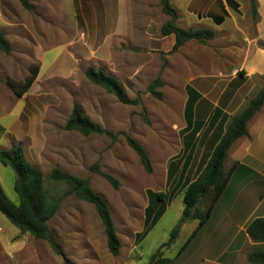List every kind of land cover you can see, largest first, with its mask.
Instances as JSON below:
<instances>
[{
  "label": "rangeland",
  "instance_id": "rangeland-1",
  "mask_svg": "<svg viewBox=\"0 0 264 264\" xmlns=\"http://www.w3.org/2000/svg\"><path fill=\"white\" fill-rule=\"evenodd\" d=\"M28 1L31 10L24 9L18 0H0V32L5 34L11 48L10 54L0 51V150L21 144L26 160L40 171L49 197L58 202L48 229L59 254L45 241L20 234L0 213V264H148L151 256L169 240L171 231L182 217L183 179L187 176L192 180L196 176L205 155L211 151L208 143L219 130L209 125L210 118L200 117L205 121L203 129L190 151L189 166L182 171L183 158L188 152L182 155L186 141L183 129L186 125L187 87L199 89L206 99L214 102L224 90L221 97L226 92L237 91L229 107L227 125L230 117L240 113L264 86V79L247 81L238 76L234 81H228V78L214 82L192 80L194 70H201L206 64L221 71L235 67L238 60L230 58L217 40L205 45L193 42L173 54L149 52L144 29L156 36L170 18L162 13L159 0H125L126 5L121 7L122 21L126 20L131 33L123 38H113L109 63L84 62L79 67L75 66L73 80L48 81L52 72L67 68L61 54L67 50L66 45H56L43 63L39 80L23 97L16 98L7 80L21 83L30 69L39 64L34 58V46L39 44L43 47L41 44L46 37L53 35L55 38L52 39L58 41L64 36L72 41L83 37L87 41L92 37V43L99 45L114 28L118 16L117 0H75L74 7L70 0ZM188 1L169 0L181 17H178L176 25L183 29L187 26L182 16ZM237 2L241 8L238 19L254 20L250 1ZM230 25L228 21L226 27ZM201 26L214 33L219 31L210 22L204 21ZM170 43L171 40L166 39L158 46L167 51L171 49ZM89 66L114 77L123 86L127 99L138 97L140 103L122 104L88 81L84 73ZM157 78L163 82L162 87L156 89L161 93V99L152 96L148 90ZM75 105L80 107L85 117L109 131L111 136H83L75 131H66L64 125ZM223 126L221 129L224 131ZM126 136L137 141L147 152L152 165L150 174L144 171L139 157L127 145ZM94 164H98L102 173L119 182L117 189L103 176L90 170ZM172 166L175 171L170 178ZM229 167L226 160L225 170ZM54 168L87 179L93 192L104 198L120 240L117 256L108 251L104 228L95 207L73 195H66L64 183L51 181L49 173ZM14 179L13 170L0 164V185L6 197L17 203ZM239 187V180L234 178L228 192L230 198ZM147 190L167 193L169 201L163 216L138 244L135 235L143 229ZM206 205L207 201L201 200L197 209L204 210ZM222 211L221 206H216L209 223L179 254L197 225L196 220L186 221L175 240L164 249L163 257L172 260V264H250L247 255L255 248L233 258L230 253L225 254L228 248L233 252L239 244L240 237L235 243L231 238L241 230L243 216L236 215L233 220L222 221ZM205 241L211 245L209 248L202 246ZM259 248L264 250V246Z\"/></svg>",
  "mask_w": 264,
  "mask_h": 264
},
{
  "label": "trees",
  "instance_id": "trees-1",
  "mask_svg": "<svg viewBox=\"0 0 264 264\" xmlns=\"http://www.w3.org/2000/svg\"><path fill=\"white\" fill-rule=\"evenodd\" d=\"M251 13L253 17L257 16L256 0H249ZM22 7L31 10L28 0H18ZM161 11L168 16L170 20L161 26L160 34L162 37L174 36V44L167 54H173L180 47L190 41L200 45H205L208 41L214 39V32L210 29H183L176 25L178 15L176 10L170 5L169 0H159ZM264 47V45H262ZM0 51L10 54L11 48L6 41L5 34L0 32ZM39 71V64L30 69L29 75L21 83H15L7 80V85L16 98H21L35 81ZM86 79L94 85L101 87L106 93L113 95L116 99L125 105H137L140 99L136 97L133 100L127 99L123 86L114 77L107 75L102 69H95L92 66L86 68L84 73ZM161 79H155L149 86V93L157 99H161V93L156 89L162 87ZM187 100L184 108L185 117V138L184 152H187L183 158L182 171L190 163V151L194 147L196 134L202 127V122L193 120V107L201 96L190 86L186 89ZM264 105V86L258 93L249 100L247 106L238 114L230 117L228 124L223 131L219 128L216 136L213 135L210 147V153L205 155L204 161L198 168L196 176L190 180L187 176L181 183L183 211L179 223L170 233L169 240L162 244L158 250L151 256L148 264H172V260L163 257V251L177 237L181 226L188 220H196L197 225L191 235L181 247L179 254L189 244L190 240L208 221L213 206L216 204L221 194L225 190L228 181L236 167L237 163L231 165L227 170L224 168L228 150L238 139L248 136L247 125ZM221 114L220 110H215V117ZM215 121L210 122L214 126ZM66 131H75L83 136L90 135H108L109 131L102 129L87 117H85L78 105L73 106L72 111L64 125ZM127 145L137 154L144 171L148 174L152 172V165L145 149L129 136L125 137ZM0 164L10 167L15 175L14 192L17 196V203L11 202L5 195L0 185V213L4 215L10 223L18 229L20 234H29L34 239L45 241L49 247L59 254L57 245L52 234L48 229V222L55 215L58 209V202L53 201L47 190L43 186V177L38 169L32 166L25 158L21 144L12 146L8 150H0ZM170 170L169 176L174 175L175 167ZM91 171H95L103 176L108 183L117 189L119 182L112 176L102 173L98 164H94ZM49 179L53 182L64 183L67 187L66 195H73L76 198L93 205L100 218L104 228L106 245L108 251L113 256H117L120 251V240L116 234L114 223L108 205L103 197L93 192L87 179L75 177L57 168L49 173ZM148 204L144 210V224L141 232L136 233L135 242L140 243L153 229L166 211V203L169 201L167 193L153 192L147 190ZM201 200L207 201L204 210L197 209ZM248 238L257 244L255 251L247 255V261L250 264H264V218H258L251 221L245 228Z\"/></svg>",
  "mask_w": 264,
  "mask_h": 264
},
{
  "label": "crops",
  "instance_id": "crops-1",
  "mask_svg": "<svg viewBox=\"0 0 264 264\" xmlns=\"http://www.w3.org/2000/svg\"><path fill=\"white\" fill-rule=\"evenodd\" d=\"M117 2V21L114 28L105 36L101 44H93L92 37L87 41L84 37L72 41L64 36L62 40L58 41L52 39V37L55 38L53 35L46 37V40L41 44L46 46V48L39 44L34 46V58L39 63V71L29 90L39 80L43 73V63L49 52L53 50L56 45H66L65 48L67 50H64L61 54L67 63V68H65V70H55L51 75L49 74L48 81L52 79L73 80L75 66L79 67L80 64L84 62L89 63L99 61L105 65L111 61L113 38L117 36L123 38L131 33L129 27L126 26V20L122 21L124 16L121 7L125 4V0H117ZM256 2L257 16L253 20L252 18L247 19L246 17L238 19V12L241 8L237 0L188 1L186 12L184 16H182L187 23L185 29L205 28V26H201V23L204 21L210 22L219 30L214 33L213 40L220 41L222 46L225 47L224 49L228 56L238 60L235 67L221 71L215 70L209 67V64H206L203 69L194 70V77L191 78L192 80L214 82L228 78V81H234L238 76H242L243 79L247 81H251L253 78H259L260 80L264 79V47L262 46L264 45V0H256ZM70 3V5L74 7L75 0H70ZM178 17L181 18L180 16ZM228 21L231 22V25L226 27ZM57 34H60V32ZM61 34L63 33L61 32ZM143 34L146 40V48L149 52L167 54L171 49L164 51L161 50V47L158 45L166 39L171 40V48L174 44V41L171 39V37L174 39L173 35L162 37L159 33L158 35L153 36L150 33H147L145 29ZM153 37L156 38L154 39ZM193 42L194 41L187 42L178 49V52L187 44H193ZM153 43H155V45ZM166 59H168V57H166ZM193 89L201 96V99L198 100L193 107V120L196 122H202L203 124L205 121L200 117L206 116L207 119L210 118L209 123L215 121L214 127L221 128L224 124L222 127L224 128L226 126L227 116L230 115L228 112L229 107L234 101L237 91L232 90L226 92L225 95L221 97L225 91L224 90L217 101L214 102L206 99V95L199 89ZM216 109L221 112L217 118L215 117ZM203 125L200 131L196 134L195 140L201 135ZM247 129L248 136L236 140L228 150L226 160L229 161L230 166L234 163L237 164L225 190L213 206L210 217L203 226V228H205L211 220L216 206H221L223 209L221 214L222 221L229 219L233 220V217L236 215L243 216L241 230L236 232V235L231 238V242L235 243L238 241V237H240L239 244L236 245L233 252H230V248L225 251V254L227 252L228 254L230 253L229 256L232 258L236 257L238 254L241 255L243 252L248 253V251L257 247V244H254L248 238L245 228L251 221L258 218H264V105L250 120ZM211 144H213V142L210 140L208 145L210 146ZM234 178L239 180L240 187L230 198V193L228 192ZM202 246L209 248L211 245L205 241Z\"/></svg>",
  "mask_w": 264,
  "mask_h": 264
}]
</instances>
